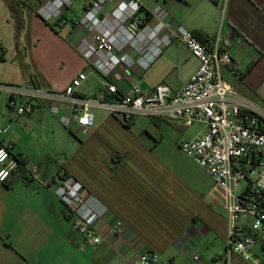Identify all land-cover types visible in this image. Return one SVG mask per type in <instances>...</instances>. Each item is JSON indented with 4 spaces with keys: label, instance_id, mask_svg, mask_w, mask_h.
Returning <instances> with one entry per match:
<instances>
[{
    "label": "crops",
    "instance_id": "crops-1",
    "mask_svg": "<svg viewBox=\"0 0 264 264\" xmlns=\"http://www.w3.org/2000/svg\"><path fill=\"white\" fill-rule=\"evenodd\" d=\"M37 2L32 9L30 0H0V46L5 50L0 84L61 90L78 73L85 72L88 82L83 95H100L88 93L92 76L99 77L101 86L104 81L76 52L81 35L68 25L62 29H68V41L58 38L55 26L38 14L41 0ZM142 5L144 13L155 11ZM166 9L169 22L191 31L200 41L227 38L233 65L223 70V76L230 77L227 82L241 96L264 106V0H167ZM74 13L78 18L76 9ZM39 31H48L65 50L57 59V69L56 58L42 47ZM40 52L44 58L37 62ZM29 57L38 73L27 63ZM72 60L76 67L61 76V63ZM44 61L52 64L51 75L42 72ZM198 67V60L186 46L175 41L146 71L124 70L127 80L119 82L118 87L131 94L132 82L137 79L136 85L143 91L165 84L176 92ZM125 83L129 92L121 89ZM8 95L0 89V126H11L6 135L0 136V144L12 143V158L22 159L26 166L22 163L5 183H0V264H66L64 256H49L56 246H70L72 239L65 208L55 195L64 173L108 206L111 226L121 222L120 237L114 239L108 234L107 240L95 248L96 256H114L110 264H130L133 257L147 250L161 257L172 256L168 260L174 264H194L191 256L198 250L205 263L250 264L229 250L224 198L212 177L178 147L180 140L205 133V125L197 124L200 128L191 132L193 126L146 117L124 124L106 114L94 123L90 137L80 148L93 150L90 157H84L89 167L83 171L73 166L71 170L64 164L52 166L48 157V138L61 130L48 104L38 103L29 116L17 117L7 108ZM33 163L38 166L35 174L29 172ZM258 247L264 255V249ZM254 254L261 259L259 253Z\"/></svg>",
    "mask_w": 264,
    "mask_h": 264
},
{
    "label": "built area",
    "instance_id": "built-area-1",
    "mask_svg": "<svg viewBox=\"0 0 264 264\" xmlns=\"http://www.w3.org/2000/svg\"><path fill=\"white\" fill-rule=\"evenodd\" d=\"M82 1L81 19L73 14L76 0H41L38 14L52 26L63 29L70 25L81 35L75 50L103 78L100 95H83L88 82L85 72L78 73L61 90L0 84V89L9 94V112L17 117L29 116L36 104L47 103L50 114L81 141L91 135L95 109L108 111L124 124L146 117L182 127L205 125V133L180 140L178 147L212 177L224 198L230 252L250 264H259L253 250L256 246L264 249V106L241 96L224 79L223 70L233 65L227 49L229 40L218 36L203 43L191 31L169 22L167 0L161 1L149 21L140 0ZM175 41L186 46L199 62L183 88L173 92L169 86L159 84L143 91L131 85V94L119 89V82L127 80L125 71H146ZM10 128L0 126V136ZM12 149V143L0 144V183L24 163L12 158ZM37 170V164H32L29 172L35 174ZM59 181L55 195L85 245L97 247L108 234L114 239L120 237L122 224L118 221L110 225L108 206L73 176L64 173ZM240 183L247 185L241 194L237 193ZM242 218L247 221L240 223ZM191 261L213 264L203 262L199 250ZM130 264L174 263L147 250L133 257Z\"/></svg>",
    "mask_w": 264,
    "mask_h": 264
},
{
    "label": "rangeland",
    "instance_id": "rangeland-1",
    "mask_svg": "<svg viewBox=\"0 0 264 264\" xmlns=\"http://www.w3.org/2000/svg\"><path fill=\"white\" fill-rule=\"evenodd\" d=\"M160 1V0H141V2L148 7L151 11L155 10L156 7V3ZM30 2L32 3L31 8L35 9L37 7V0H30ZM158 4V3H157ZM74 7L75 9L78 11V19H81L83 14L81 13V9H82V0H76V2H74ZM27 24L29 25V21L27 20ZM70 26V25H69ZM55 33H58V38H60L61 40H66L67 39V28L62 30L58 27L55 26ZM37 35L39 36V39L41 41L42 47H44V49H49V54L52 58H56V69L57 66H59V62L60 60H57L59 57H61L64 53L65 50L61 47V45L59 44L60 40H56L54 36L49 35L48 31H39L37 33ZM67 54V53H66ZM44 58V54L42 52H40L38 54L37 57V62L41 61ZM10 59V57H9ZM30 63V65L32 66V70L35 73L37 72V67L35 68V66L33 65L32 62V58L29 57V60H27V63ZM77 63L76 61H70V63H68L67 61H64V63H61L60 65V69L61 71V76H65L66 73L70 72L71 70H73L76 67ZM31 69V68H30ZM42 72L45 74H50L51 75V69H52V64L47 63V61L43 62V65L41 66ZM88 73L91 72V70L87 71ZM46 75V74H45ZM99 77H91L89 79V94H99L101 91V84L98 81ZM224 79L226 81H231L230 77L228 75L224 76ZM150 81L147 80V84L150 85ZM133 85L138 84V80H134L132 82ZM143 88V87H142ZM121 89H123L126 92H129L128 88H127V84H123L121 86ZM94 117H95V125L98 123V120L103 118L104 116H106V114H110L108 111H104L102 109H95L93 111ZM167 124L165 123L164 126H166ZM61 130L59 129V131H57V133L55 134L54 137H49L48 138V144H47V149L49 151V156L51 159V163L52 166L57 167V166H61L64 164L65 168H69L72 170V167H76L77 169L83 170L87 167H89V164L85 163L84 161V157L88 156L90 157L93 150L89 149L87 147H85L84 149H80L83 141L75 138L68 130H66L63 126L60 125ZM200 128L199 125L194 124L193 127L190 128L191 132H196L198 129ZM57 129V128H55ZM165 135H169L168 133ZM35 164V163H33ZM60 181L58 180V183ZM247 185L245 183H240L237 193L241 194L244 192V190L246 189ZM247 221V219L242 218L240 220V223H245ZM70 228H72L73 230V222L72 220H68L65 221ZM76 238L77 240L80 241V243L78 244L77 242H75L76 240L74 238ZM71 242H70V246L65 244V245H59L53 248V254L50 253L49 256H64L65 260H66V264H110L111 260L114 259V256H96L95 254V248L93 246H88L85 245V243L83 242L82 237L76 233L74 230L71 233ZM76 243V244H74ZM80 244L84 245V247L82 248L80 246ZM98 247V246H97ZM259 247L256 246L254 248V251L257 252V254L259 255V257L261 258L260 260H263V264H264V255L262 253H260ZM165 260H168L169 257L172 256H162ZM179 257V256H176ZM206 257V256H205ZM114 261V260H113ZM117 264V263H114Z\"/></svg>",
    "mask_w": 264,
    "mask_h": 264
},
{
    "label": "trees",
    "instance_id": "trees-1",
    "mask_svg": "<svg viewBox=\"0 0 264 264\" xmlns=\"http://www.w3.org/2000/svg\"><path fill=\"white\" fill-rule=\"evenodd\" d=\"M147 21L151 19V14L147 13ZM203 43H208L209 41L201 40ZM4 55H5V50L2 46H0V62L4 61Z\"/></svg>",
    "mask_w": 264,
    "mask_h": 264
}]
</instances>
